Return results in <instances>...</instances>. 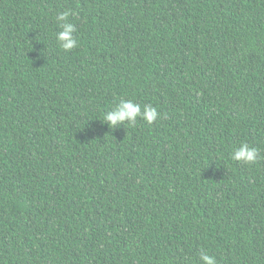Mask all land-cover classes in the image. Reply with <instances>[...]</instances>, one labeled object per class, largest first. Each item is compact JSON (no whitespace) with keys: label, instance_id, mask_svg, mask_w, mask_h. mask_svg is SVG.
Wrapping results in <instances>:
<instances>
[{"label":"trees","instance_id":"16d2710c","mask_svg":"<svg viewBox=\"0 0 264 264\" xmlns=\"http://www.w3.org/2000/svg\"><path fill=\"white\" fill-rule=\"evenodd\" d=\"M121 99L159 118L112 128ZM202 249L264 264V0H0V264Z\"/></svg>","mask_w":264,"mask_h":264},{"label":"clouds","instance_id":"9594fccd","mask_svg":"<svg viewBox=\"0 0 264 264\" xmlns=\"http://www.w3.org/2000/svg\"><path fill=\"white\" fill-rule=\"evenodd\" d=\"M75 16L73 11H62L57 13L55 19L61 31L56 34V40L61 49L71 51L79 47L78 40L74 35L77 32L76 26L69 22V16ZM159 112L156 107L151 104L143 107L133 100L121 99L120 102L111 110L103 115V122L116 128L119 125H135L138 118L143 119L146 123L151 124L159 118ZM233 161L242 162L244 164L257 163L259 159V149L250 146L246 142H242L239 147L235 148L231 153ZM200 260L202 264H217L216 258L207 254L203 249L200 252Z\"/></svg>","mask_w":264,"mask_h":264}]
</instances>
